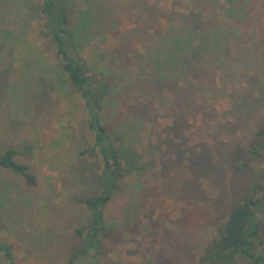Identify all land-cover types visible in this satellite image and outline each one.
I'll return each mask as SVG.
<instances>
[{
    "label": "rangeland",
    "instance_id": "1",
    "mask_svg": "<svg viewBox=\"0 0 264 264\" xmlns=\"http://www.w3.org/2000/svg\"><path fill=\"white\" fill-rule=\"evenodd\" d=\"M66 1L69 54L101 83L125 162L99 256L74 264H196L264 168L234 159L264 122V0ZM40 23L37 0H0V154L36 178L0 170V241L14 264H70L101 165L79 154L93 139L84 103Z\"/></svg>",
    "mask_w": 264,
    "mask_h": 264
},
{
    "label": "trees",
    "instance_id": "2",
    "mask_svg": "<svg viewBox=\"0 0 264 264\" xmlns=\"http://www.w3.org/2000/svg\"><path fill=\"white\" fill-rule=\"evenodd\" d=\"M41 13V37L55 50L61 72L69 86L77 92L84 103L87 125L93 134L92 145L79 154L99 161V188L96 195L78 201L86 207L91 222L87 228L77 230L82 238V248L70 257V264L92 251L99 256L101 241L108 236L110 227L104 217V210L111 201L114 191L121 182L125 170L121 146L113 129L106 125L102 114L104 91L97 85L83 62L70 56L77 51V34L71 28L70 12L66 0H37ZM263 22L264 9H260ZM81 21V25H83ZM169 47V46H168ZM171 60V57H168ZM168 60H162L161 67ZM234 159L242 163L237 170H245L254 159L264 162V122L254 132V138L245 150L234 152ZM17 152L7 149L0 154V170H11L21 176L26 185L36 186V178L28 166L15 161ZM85 230V231H84ZM0 256L3 264H14L12 246L0 241ZM243 258L248 264H264V168L252 181L248 194L229 208L225 219L199 251L196 264H236Z\"/></svg>",
    "mask_w": 264,
    "mask_h": 264
}]
</instances>
